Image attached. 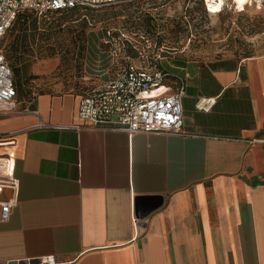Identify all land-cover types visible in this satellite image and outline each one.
<instances>
[{
	"label": "crops",
	"instance_id": "1",
	"mask_svg": "<svg viewBox=\"0 0 264 264\" xmlns=\"http://www.w3.org/2000/svg\"><path fill=\"white\" fill-rule=\"evenodd\" d=\"M173 63L184 136L79 129L77 94L0 118L20 181L0 264H264V56Z\"/></svg>",
	"mask_w": 264,
	"mask_h": 264
},
{
	"label": "rangeland",
	"instance_id": "2",
	"mask_svg": "<svg viewBox=\"0 0 264 264\" xmlns=\"http://www.w3.org/2000/svg\"><path fill=\"white\" fill-rule=\"evenodd\" d=\"M223 3L209 0L207 12L203 0H148L138 9L74 10L40 16L41 31L56 21L62 26L34 49L36 61L28 68L19 90L17 112L24 101L41 94L84 95L113 78L126 64L156 66L173 77V61L177 60L264 56V6L239 13L231 3L223 10ZM235 4L243 11L245 2L235 0ZM132 19L137 27L134 23L131 27ZM151 19L152 28L146 32L143 25L150 24ZM108 33L115 40L106 41ZM12 40L9 31L0 48L7 51ZM126 40L148 57L129 60L123 45ZM157 47L168 53L166 61L153 58ZM46 48L52 55L47 56Z\"/></svg>",
	"mask_w": 264,
	"mask_h": 264
},
{
	"label": "built area",
	"instance_id": "3",
	"mask_svg": "<svg viewBox=\"0 0 264 264\" xmlns=\"http://www.w3.org/2000/svg\"><path fill=\"white\" fill-rule=\"evenodd\" d=\"M140 0H0V43L13 27L18 16L31 12L40 16L49 13H65L72 10L97 11L117 7ZM209 10V0H203ZM242 13L249 9H261L264 0H247L244 10L239 11L235 0H224L222 9L228 4ZM107 40H115L108 33ZM163 48L154 58L163 59ZM146 56V52L142 56ZM168 74L156 66H136L129 64L120 68L113 78L82 96L79 108V129H100L128 134L186 135L182 98L184 87L167 83ZM18 93L14 84L13 71L5 52L0 48V118L18 111ZM212 101H203L199 110L208 111ZM46 127L45 125H42ZM6 144L14 141H0V222L9 220L18 202L20 181L16 177L14 158L2 151ZM10 193L12 197H2ZM137 230L140 225L135 221ZM41 264H56L54 257L41 261Z\"/></svg>",
	"mask_w": 264,
	"mask_h": 264
},
{
	"label": "trees",
	"instance_id": "4",
	"mask_svg": "<svg viewBox=\"0 0 264 264\" xmlns=\"http://www.w3.org/2000/svg\"><path fill=\"white\" fill-rule=\"evenodd\" d=\"M142 1L148 2V0H140L138 2L125 3L120 6L112 7V8L132 7L133 9H138ZM77 10H81V9H77ZM49 14H61V13L53 12ZM148 14L149 17L151 18V14L150 13ZM132 20L133 21H131V24L134 23L137 27L138 23H135L136 22L135 19ZM152 21L153 20L151 19L150 24L143 25V27L146 28L145 29L146 32H149L150 29L152 28L151 25L153 24ZM134 24L131 27H133ZM40 26H41V20L37 15L31 12H23L18 16L13 27L10 29L11 37H13V40L8 47L9 49L5 51V56L13 71L14 84L18 93V98H19V90L22 89L24 82L26 81L25 76L27 70L30 67V65L36 61L37 56L36 53H34V49L39 45L38 43L40 41L41 42L48 41L50 39L49 37L51 32L55 30V28H61L62 24L56 21L54 24L52 23L48 27H46L44 31H41L42 29ZM123 45L125 48H127L128 53H126V56L128 57L129 60L135 58L136 59L143 58L141 53L142 51L137 49V47H135V45L130 40H126ZM84 49L85 48L83 46L82 50L84 51ZM159 50L160 48L158 49L157 47L156 53ZM45 51L48 52L47 56L52 55L50 48H46ZM165 54L168 53L167 52L163 53V58L166 57ZM146 57H148V55H146ZM127 65L129 64H126L125 66ZM33 99L35 98H32L29 101Z\"/></svg>",
	"mask_w": 264,
	"mask_h": 264
},
{
	"label": "water",
	"instance_id": "5",
	"mask_svg": "<svg viewBox=\"0 0 264 264\" xmlns=\"http://www.w3.org/2000/svg\"><path fill=\"white\" fill-rule=\"evenodd\" d=\"M144 205H145L144 202H140V203H139V209H140L141 207H143ZM14 264H36V263L25 261V262H22V263H14Z\"/></svg>",
	"mask_w": 264,
	"mask_h": 264
},
{
	"label": "bare ground",
	"instance_id": "6",
	"mask_svg": "<svg viewBox=\"0 0 264 264\" xmlns=\"http://www.w3.org/2000/svg\"><path fill=\"white\" fill-rule=\"evenodd\" d=\"M242 1L246 3L247 0H242ZM243 7H244V6H243ZM238 9H239V8H238ZM243 10H244V9H243Z\"/></svg>",
	"mask_w": 264,
	"mask_h": 264
}]
</instances>
